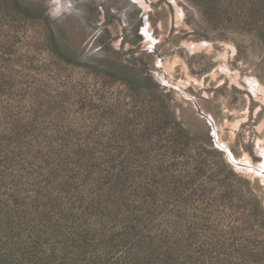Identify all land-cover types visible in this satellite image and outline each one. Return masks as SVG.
<instances>
[{"label": "rangeland", "instance_id": "rangeland-1", "mask_svg": "<svg viewBox=\"0 0 264 264\" xmlns=\"http://www.w3.org/2000/svg\"><path fill=\"white\" fill-rule=\"evenodd\" d=\"M143 1L0 0V189L90 202L103 264H264V175L216 141L264 163V0Z\"/></svg>", "mask_w": 264, "mask_h": 264}, {"label": "trees", "instance_id": "trees-1", "mask_svg": "<svg viewBox=\"0 0 264 264\" xmlns=\"http://www.w3.org/2000/svg\"><path fill=\"white\" fill-rule=\"evenodd\" d=\"M21 200L9 198L0 189V264H103L104 250L98 242L106 235L96 229L102 225L93 227L91 220L85 217L91 208L90 202L87 208L85 200H79L78 205L76 200L73 201L74 207L83 214L70 212L71 220L64 221L67 218L63 216L65 212L55 211L61 201L53 203L51 198L43 204L42 199L39 202L36 199L32 206L37 210L32 214ZM136 223L128 226L136 228L138 236L145 237L135 243V246L145 243V252L151 245L156 246L157 241L160 243L159 240L166 239V235L155 234L151 224L144 225L140 219ZM94 230L102 234L99 241L94 237ZM50 238L54 242L50 243ZM110 264L121 263L114 261Z\"/></svg>", "mask_w": 264, "mask_h": 264}, {"label": "bare ground", "instance_id": "bare-ground-1", "mask_svg": "<svg viewBox=\"0 0 264 264\" xmlns=\"http://www.w3.org/2000/svg\"><path fill=\"white\" fill-rule=\"evenodd\" d=\"M135 1H138V2L140 1L142 4L145 3L143 0H135ZM144 5H146V3ZM251 83L253 85L252 87H254V88L256 87L258 90L264 91V87L261 86V84L258 81H256L254 78L251 80ZM213 125H214V129H212V130H213L214 136L217 138V132H216L217 127L215 125V122H213ZM219 139L217 138V140H216L217 144L220 145V146H223L225 151H228V154H229L230 158L233 160V162H235V164L238 166V168L251 170L254 173L264 175V163H260L258 165H254V164H252V162L250 160L247 161V160H239V159H237L233 155V152L231 151L230 147L225 142H221ZM242 164H246V165H242Z\"/></svg>", "mask_w": 264, "mask_h": 264}, {"label": "water", "instance_id": "water-1", "mask_svg": "<svg viewBox=\"0 0 264 264\" xmlns=\"http://www.w3.org/2000/svg\"><path fill=\"white\" fill-rule=\"evenodd\" d=\"M199 111V113L204 117V118H206L208 121H209V123L211 124V126L213 127V129H214V125H213V122H214V120L209 116V115H207L206 113H204L203 111H201V110H198ZM227 153H228V151H226ZM242 165H246V164H242Z\"/></svg>", "mask_w": 264, "mask_h": 264}, {"label": "built area", "instance_id": "built-area-1", "mask_svg": "<svg viewBox=\"0 0 264 264\" xmlns=\"http://www.w3.org/2000/svg\"><path fill=\"white\" fill-rule=\"evenodd\" d=\"M214 135V134H213Z\"/></svg>", "mask_w": 264, "mask_h": 264}]
</instances>
